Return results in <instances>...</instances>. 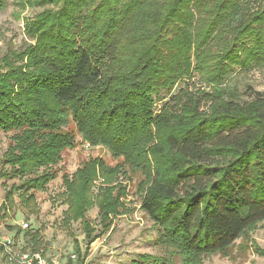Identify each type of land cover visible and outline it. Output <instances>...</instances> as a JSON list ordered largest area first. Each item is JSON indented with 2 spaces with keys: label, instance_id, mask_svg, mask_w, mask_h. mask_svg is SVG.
Here are the masks:
<instances>
[{
  "label": "trees",
  "instance_id": "obj_1",
  "mask_svg": "<svg viewBox=\"0 0 264 264\" xmlns=\"http://www.w3.org/2000/svg\"><path fill=\"white\" fill-rule=\"evenodd\" d=\"M24 3L41 9L24 23L32 44L0 58V131L13 134L0 179L20 181L5 194L9 207L14 194L34 206L32 192L56 178L61 154L75 146L72 124L122 162L89 159L62 177V224L80 221L84 254L125 211L117 183L125 167L142 177L140 209L156 245L180 264L226 255L264 221V91L242 100L225 85L236 71L264 72V0ZM94 206L100 231L85 218ZM30 236L37 251L38 232ZM136 264L168 262L140 255Z\"/></svg>",
  "mask_w": 264,
  "mask_h": 264
},
{
  "label": "rangeland",
  "instance_id": "obj_2",
  "mask_svg": "<svg viewBox=\"0 0 264 264\" xmlns=\"http://www.w3.org/2000/svg\"><path fill=\"white\" fill-rule=\"evenodd\" d=\"M20 1L24 0H6V6L0 12V58L11 51H20L32 44L24 34V23L41 9L29 7L27 3L22 6ZM197 78L194 77L188 83L190 88L200 86ZM225 85L235 88L242 100H248L253 91H264V72L236 71L229 76ZM68 130L75 136V146L61 154L60 163L54 167L56 178L47 185L46 190L32 192L35 198L34 206L24 205L14 194L12 207H9L4 201L5 194L11 185L19 186L20 181L0 179V245L5 238H13L16 250H30L34 246L30 235L37 231L39 244L35 247L36 250H40L45 257L59 258L63 261L72 257L74 264L76 248L80 251V257L84 256V264H136L140 255H148L152 259L157 258L168 264H180L179 257L171 256L169 250L156 245L158 231L140 209L141 195L137 186L142 177L138 173H131L126 167L125 176L117 180V183L125 188L126 196L122 200L125 211L112 220V226L108 231L97 238L84 254L85 234L80 221L62 224L67 210L65 200L60 197L64 192L62 177L71 176L89 159H101L109 167L122 162L121 159L113 158L106 148L90 146L82 141L74 125L70 124ZM12 135L0 131V159L10 145ZM92 191L95 194L96 188ZM3 203L7 210H1ZM5 211L7 215L3 218ZM85 218L89 226L95 227L97 231L101 230L95 206L85 214ZM21 223H26L28 228L22 229ZM259 250L264 251V221L238 239L226 255L216 253L205 256L203 264H264V257L259 255ZM0 264H8L2 253Z\"/></svg>",
  "mask_w": 264,
  "mask_h": 264
},
{
  "label": "built area",
  "instance_id": "obj_3",
  "mask_svg": "<svg viewBox=\"0 0 264 264\" xmlns=\"http://www.w3.org/2000/svg\"><path fill=\"white\" fill-rule=\"evenodd\" d=\"M22 229L28 228L26 223H21ZM13 238H5L0 247L2 254L8 264H66V261L59 258L45 257L40 250H16ZM72 259V257H71Z\"/></svg>",
  "mask_w": 264,
  "mask_h": 264
}]
</instances>
